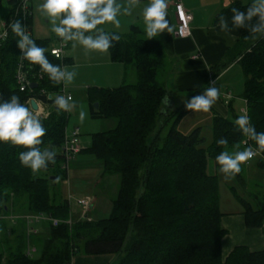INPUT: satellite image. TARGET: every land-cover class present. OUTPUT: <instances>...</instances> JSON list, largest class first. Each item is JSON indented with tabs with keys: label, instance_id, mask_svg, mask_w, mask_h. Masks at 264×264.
Segmentation results:
<instances>
[{
	"label": "trees",
	"instance_id": "16d2710c",
	"mask_svg": "<svg viewBox=\"0 0 264 264\" xmlns=\"http://www.w3.org/2000/svg\"><path fill=\"white\" fill-rule=\"evenodd\" d=\"M21 1L6 0L10 15L18 10ZM248 6L234 2L218 14L216 22L219 24L221 15L230 21L232 8L243 11ZM17 20L30 29V16L23 20L19 12ZM238 29L240 38L229 49L234 54L229 55L239 59L244 77L242 96L250 126L258 133L264 132V35ZM141 35L132 27L108 49L112 61L134 71L135 82L112 89L90 87L86 91L91 118L116 121L112 130L94 134L90 148L85 150L99 161L103 176L119 178L110 216L65 223L70 220L68 202L56 187L59 178H67V172L52 169L57 161L64 162L60 149L67 114L50 101L48 117L39 119L45 134L37 147L53 151L54 162L46 160V167L33 173L19 160L26 147L0 142V218L10 213L42 214L60 223L55 227L45 224L40 256L33 259L25 254L23 227L18 225L8 231L0 221V246L4 248L0 264H71L79 252L87 256L115 255L114 264H264V249L253 252L246 246H236L225 262L221 259V241L227 232L221 225L218 177L207 172L209 161L219 169L216 156L222 151H243L244 141L260 156V167L264 165V150L239 130L235 125L237 117L230 120L214 116L209 143L201 128L188 135L179 132L176 123L192 110L185 108L186 102L168 108L165 99L171 101L173 93L164 81H159L165 65L162 47ZM18 39L10 30L0 48V96L1 101H7L15 95L27 107L29 96L40 97L39 89L52 95L58 93L59 85L39 65L26 60L25 66L40 71L43 79L37 81L38 87L33 88L31 95L18 90ZM33 40L44 49L49 62L59 67V62L46 52L48 41ZM199 93L200 90L191 92L189 99ZM40 98L46 101L45 97ZM219 139L226 143L217 144ZM235 177L244 180L241 171ZM262 186L260 196L254 197L255 206L235 195L248 229L263 226L264 182Z\"/></svg>",
	"mask_w": 264,
	"mask_h": 264
},
{
	"label": "crops",
	"instance_id": "0c3cea01",
	"mask_svg": "<svg viewBox=\"0 0 264 264\" xmlns=\"http://www.w3.org/2000/svg\"><path fill=\"white\" fill-rule=\"evenodd\" d=\"M177 1L167 0L168 15L166 18L169 20V25L173 31L171 33L162 32L157 37L151 38V40L161 45L164 54L165 65L161 72L162 79L166 88L173 93L171 101H169L170 104L167 103L168 108L181 106L189 99L191 92L200 90V95L207 87L212 85L217 87L218 97L210 107V110H208L211 121L216 115L225 119L235 120L234 108L242 109L244 107L243 111L247 115L245 101L242 96L244 77L238 63L239 59H233L234 56L229 55L234 54L229 52V49L240 38V31L238 28L232 27L228 31H222L216 19L218 14L232 3L240 2L243 5H248L252 0H179L192 18L190 35L183 39L176 36L173 4ZM42 2L43 0H28L30 10L29 26L32 39L48 41L49 46L46 49V52H48L49 49L54 48L53 45H57L62 41L50 31V26L39 7ZM148 2L149 0H139V6L133 10L132 15L118 17L120 20L119 28L113 27L111 23L102 27H104L105 31L119 34L120 36L126 35L132 27H135L141 31V36L147 39L144 34L140 13L142 6ZM10 11V6L6 0H1L0 25L1 22L10 16ZM65 43L63 69L66 67L69 71L75 73L73 77L74 83L77 80L78 84L76 85L85 88V93L90 87L112 89L116 88L117 84L121 86L135 82L133 81L135 79L134 71L121 63L112 61L109 51L105 53L93 50L85 51L79 45L73 47V42ZM229 61L230 63L225 68H221L222 64H227ZM66 92L71 95V101H73V95L68 91ZM227 96L230 97L229 100ZM66 133L68 132L65 131L64 136ZM248 148L250 147L248 146ZM250 149L256 153V156L248 161L257 159L258 162L260 156H258V153L254 149ZM64 163L67 172L68 164L65 161ZM244 164L246 162L242 165ZM257 168L262 172L264 171V165L261 167L257 165ZM261 181L262 183L264 182V174ZM239 182L244 185V180ZM34 215L36 214L10 213L0 218V221L4 222L5 225L8 220L13 222L10 230H15L18 225L23 227L26 239L25 254L29 257L36 251L37 246L40 247V240H37L36 237L44 234L45 224L48 223L41 222L45 224H42L41 227H35L34 225L38 222L28 220ZM221 225L227 232L221 241L222 250L231 251L236 246H246L253 252L264 249V222L260 229H248L245 226L242 212L237 211L232 215H223ZM37 228H42L41 234L36 230ZM7 230L10 231L9 229ZM28 251H31L30 255L27 254ZM3 253L4 248L0 246V254ZM112 257L113 255L94 256V259H104L103 261L96 260L94 264L111 263L113 262ZM75 263L76 261L74 262V258H72L71 264Z\"/></svg>",
	"mask_w": 264,
	"mask_h": 264
},
{
	"label": "clouds",
	"instance_id": "9594fccd",
	"mask_svg": "<svg viewBox=\"0 0 264 264\" xmlns=\"http://www.w3.org/2000/svg\"><path fill=\"white\" fill-rule=\"evenodd\" d=\"M139 6V0H43L39 5L42 15L50 26V31L62 42H73L72 46H81L85 51L93 50L105 53L112 46V42L120 39L119 34L105 31L104 25L111 23L115 28L120 27V16H130ZM227 6V5H226ZM230 21L223 15L219 17V27L222 31L232 28H246L252 34L264 35V0H252L249 6L241 11L231 9ZM143 30L147 39L155 38L162 32L171 33L172 27L166 18L167 0H149L141 9ZM10 30L19 39L16 41L23 58L31 64L39 65L40 70L56 83L65 84L73 80L75 73L61 69L49 62L44 49L37 47L27 30L17 20L9 25ZM218 97V89L210 85L202 94L188 99L185 108L207 112ZM70 97L57 96L53 103L60 110H70ZM85 114L80 113L83 122ZM235 125L246 134L260 150H264V132H256L250 126L246 115L235 120ZM45 134L42 126L29 109L12 95L7 101H0V142H11L13 145L27 148L19 154L22 165L30 168L33 173L46 167L45 161L54 162V152L43 151L37 147ZM226 141L219 139L217 144L224 145ZM253 152L250 148L229 154L222 151L216 156L219 171L229 177L240 173L241 165L250 160Z\"/></svg>",
	"mask_w": 264,
	"mask_h": 264
},
{
	"label": "rangeland",
	"instance_id": "374dc122",
	"mask_svg": "<svg viewBox=\"0 0 264 264\" xmlns=\"http://www.w3.org/2000/svg\"><path fill=\"white\" fill-rule=\"evenodd\" d=\"M57 46L58 44L53 45L54 48ZM64 70L68 69L65 67ZM133 81H135V79ZM159 81L162 83L163 80L159 78ZM76 84H78V81L75 80L74 83V79L68 84L63 82V88L73 95V101L69 102L70 110L65 111L67 114L65 131L71 132L74 128L79 129V134L76 137V144L79 148V152L67 163V178L61 181V178H59L56 190L60 192L61 198L68 202L67 209L70 222H72V220H85L86 218L96 221L106 219L110 216L111 203L117 195L119 178L116 175L103 176L99 161L92 154L86 153L85 150L90 148L91 139L94 134L112 130L116 126V121L113 119L91 118L90 105L85 93V88ZM118 85L120 84H117V87H119ZM165 101L170 104L168 98H166ZM240 109L241 108H234L235 116L237 118L241 115H245L243 111L244 107L241 110ZM81 112L85 114L83 122L80 120ZM198 127L202 129V136L205 141L209 143L212 136V121L209 111H191L185 114L176 123V129L185 135H188ZM167 129L168 127L165 128V133ZM80 150L82 151L80 152ZM256 162L257 159H254L252 161H246V164L241 165V172L244 178L243 185L235 176L229 177L221 173L219 169H216L214 164L209 161L207 172L209 174L217 175L218 177L219 211L221 214L232 215L237 211L240 213L243 211V208L235 195L241 197L252 206H255L254 197L258 195L260 196L262 192L263 183L261 180L264 174V171L262 172L257 168ZM58 168H62L65 171V163L57 161L54 164L52 171H55V169ZM38 175H44V173L38 172ZM79 200L89 203L87 211L78 204ZM42 224L45 223L38 222L34 226L41 227ZM12 226L13 222L8 220L6 222V228L10 230ZM41 229L42 228L36 229L39 234L42 233ZM232 236L236 237L235 235ZM42 237V235H38L36 238L37 240H41ZM220 251L221 259L225 262L231 251H226L225 249L222 250V246ZM40 253V248L37 246L36 251L31 257L37 259L40 256ZM73 258L74 262L76 261L75 264H94L96 260H104L101 258L94 259V256H87L81 252L76 253ZM112 258L113 262L107 264L115 263V255H113Z\"/></svg>",
	"mask_w": 264,
	"mask_h": 264
},
{
	"label": "built area",
	"instance_id": "2783aa9c",
	"mask_svg": "<svg viewBox=\"0 0 264 264\" xmlns=\"http://www.w3.org/2000/svg\"><path fill=\"white\" fill-rule=\"evenodd\" d=\"M174 7V16L176 21V36L178 38H187L190 35V23H191V15L184 9L181 2L178 0L173 4ZM21 12L23 20H26L30 16V10L28 7V0H22L18 10L10 15L6 20L1 22L0 25V48L1 45L6 41L8 38V34L10 31L9 25L11 23L16 22V17L19 12ZM23 27L27 30L28 35L31 37L30 29L26 26V24H23ZM66 49V43L65 42H59L58 46L55 48L49 49V55L52 56L55 60L59 62V67L63 69L64 66V51ZM19 58L18 63L15 70V82L18 87V90L21 93H28V95H31L33 92V88L31 87V84H36V87H38V82L43 79V75L40 71H34L31 66H25L26 59L23 58V55L21 53V50L19 49ZM59 85V91L55 94H48L43 89H39L38 96L45 97L46 101L42 100L40 97H34L29 96L27 100V108L29 111L37 118V119H43L47 118L49 114V105L48 102L54 101V99L57 96H64L66 99L72 97L70 94L66 92V90L63 88V81L57 83ZM227 99L229 100L230 97L227 96ZM34 100L37 108L34 110L30 106V101ZM1 101V96H0ZM69 101V102H70ZM79 134V130L77 128H74L71 132H68L64 136V143L61 147V156L63 157L64 161L68 163L70 160L73 159L74 155H76L79 152V148L76 144V137ZM243 147L248 148L247 141H244L242 143ZM254 158L256 156V153L252 150ZM251 158V159H252ZM78 204L81 205L84 210H88L89 203L83 200H79ZM28 220L33 222H48L51 223L52 226H57L60 222L57 219L38 214L34 215ZM66 224H71L70 220L65 222ZM31 251H28V255H30Z\"/></svg>",
	"mask_w": 264,
	"mask_h": 264
},
{
	"label": "water",
	"instance_id": "95a60500",
	"mask_svg": "<svg viewBox=\"0 0 264 264\" xmlns=\"http://www.w3.org/2000/svg\"><path fill=\"white\" fill-rule=\"evenodd\" d=\"M31 87H32V88H35V87H36V84H31ZM30 106H31V108L34 109V110L37 108V106H36L34 100H31V101H30ZM95 107H96V106H95Z\"/></svg>",
	"mask_w": 264,
	"mask_h": 264
}]
</instances>
